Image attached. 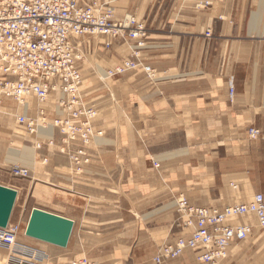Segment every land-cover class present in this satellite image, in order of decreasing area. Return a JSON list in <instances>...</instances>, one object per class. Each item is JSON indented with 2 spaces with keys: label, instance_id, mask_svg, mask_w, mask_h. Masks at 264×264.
Wrapping results in <instances>:
<instances>
[{
  "label": "crops",
  "instance_id": "1",
  "mask_svg": "<svg viewBox=\"0 0 264 264\" xmlns=\"http://www.w3.org/2000/svg\"><path fill=\"white\" fill-rule=\"evenodd\" d=\"M78 1L108 3L117 20L132 14L144 23L147 38L140 55L155 78L139 69L106 78L108 70L132 59L134 41L73 39L82 56V97L96 110L93 126L103 133L86 147L92 162L80 174L62 151L68 145L58 131L52 136L55 147L45 141L43 150L35 151L46 137L24 130L28 141L20 148L12 127H22L1 112L0 170L18 163L29 168L35 181L31 199L42 191L45 202L63 204L60 210L36 207L74 222L67 248L25 233L18 241L42 252V264L81 258L155 264L161 246L192 231L179 226L178 197L192 206L223 208L264 195V0H209L204 8L196 7L199 0ZM56 97L44 104L30 99L28 116L39 117L43 108L52 120ZM253 128L261 138H249ZM24 215L22 208L16 222ZM230 223H251L254 232L231 245L223 264H264V228L256 217ZM8 258L0 247V264ZM165 264L202 263L190 251Z\"/></svg>",
  "mask_w": 264,
  "mask_h": 264
},
{
  "label": "built area",
  "instance_id": "2",
  "mask_svg": "<svg viewBox=\"0 0 264 264\" xmlns=\"http://www.w3.org/2000/svg\"><path fill=\"white\" fill-rule=\"evenodd\" d=\"M209 5V1L201 2V6ZM96 35L112 41H134L138 47H143L147 30L133 17L116 20L115 11L98 2L80 7L77 0H0V110L13 115L28 134L46 137L36 143L38 149L43 148L45 141L48 148L55 147L56 139L52 136L58 131L62 142L68 145L62 151L79 174L92 162L86 147L103 133L93 126L96 110L82 97L83 77L78 67L82 57L72 38ZM211 35L207 32L209 38ZM110 46L111 43L106 44L107 48ZM136 69L155 78V70L136 52L132 59L110 70L108 79ZM235 93V86L231 84V101ZM52 95L60 96L52 120L47 118L43 108L38 118L28 116L30 98L43 104ZM260 137L259 130H249V138ZM78 141L82 147L74 146ZM11 173L16 178L30 175L29 169L19 164L12 167ZM176 205L183 219L179 226L192 231L161 246L154 258L155 264L176 260L190 251L202 264H223L231 245L246 241L254 232L253 224H232L231 220L254 215L257 225L264 228L263 194L255 195L249 203L223 208L192 206L185 198L177 199ZM23 232L20 222L11 221L6 228H0V247L9 254L7 264H41L42 252L19 243L18 237ZM70 264L96 263L81 258Z\"/></svg>",
  "mask_w": 264,
  "mask_h": 264
},
{
  "label": "water",
  "instance_id": "3",
  "mask_svg": "<svg viewBox=\"0 0 264 264\" xmlns=\"http://www.w3.org/2000/svg\"><path fill=\"white\" fill-rule=\"evenodd\" d=\"M18 192L0 185V228L11 222ZM74 230V222L66 217L33 208L25 227V236L40 242L67 248Z\"/></svg>",
  "mask_w": 264,
  "mask_h": 264
},
{
  "label": "rangeland",
  "instance_id": "4",
  "mask_svg": "<svg viewBox=\"0 0 264 264\" xmlns=\"http://www.w3.org/2000/svg\"><path fill=\"white\" fill-rule=\"evenodd\" d=\"M94 2H96V1H94ZM91 3H93V2H91ZM101 4H107V3L101 2ZM129 15H132V14H129ZM12 129H14L15 132L17 133V135L15 137L21 143L19 145V147L22 148L23 145L26 146L27 145L26 140H27L28 136L25 134L26 132H24V129L18 128V126H16L15 128L12 127ZM251 140H253V139H251ZM88 152L91 153L90 151H88ZM90 155L92 156V154H90ZM18 164L20 165L21 163H18ZM39 164H41V166L45 165L41 161H39ZM11 172H12V167L10 169L0 170V185L20 191V194L18 193L17 202H16L15 209L13 212L14 218H13L12 222H14V223L16 222L17 215L20 213L22 208H25L24 219L21 222L23 229H24V232H25V227H26L28 219H29V213H30L32 208H37L36 206H41V207H45V208H48L51 210H60V205L62 206L63 204L59 201V199H54V202H51L52 200L51 201L49 200V202L47 203L44 200V195L42 194V191L37 193V197H38L37 199H31V195L33 193V187L35 184V181L33 180L31 171H30L29 177H25V178L13 177ZM42 190H43V188H42ZM180 198H185V197L180 196L177 199H180ZM160 248L158 249V252H159ZM40 263L42 264V262H40Z\"/></svg>",
  "mask_w": 264,
  "mask_h": 264
},
{
  "label": "bare ground",
  "instance_id": "5",
  "mask_svg": "<svg viewBox=\"0 0 264 264\" xmlns=\"http://www.w3.org/2000/svg\"><path fill=\"white\" fill-rule=\"evenodd\" d=\"M78 1V0H77ZM205 1H209V0H199L198 2H197V4H196V7L197 8H204V7H208V6H201V2H205ZM210 2V1H209ZM78 3H79V1H78ZM99 3V2H98ZM101 4V3H100ZM86 5H88V4H80L79 3V6L80 7H85ZM107 5H109L108 3H107ZM210 5H211V2H210ZM209 5V6H210ZM110 6V5H109ZM110 8H112L114 11H115V9L113 8V7H111L110 6ZM126 16H129V17H133V18H135L136 20H137V18L134 16V15H126ZM125 17V16H124ZM123 17V18H124ZM122 18V19H123ZM116 19V18H115ZM122 19H120V20H122ZM117 20V19H116ZM139 23H142L141 21H139V20H137ZM143 25H144V23H142ZM145 26V25H144ZM146 28V27H145ZM96 36H101V35H96ZM83 37H93V36H83ZM105 37V36H104ZM75 38H79V37H75ZM108 38V37H107ZM73 39L74 38H72V42H73ZM109 39V38H108ZM112 41V40H111ZM108 43H110V42H107L106 44H108ZM74 44V43H73ZM75 45V44H74ZM76 46V45H75ZM77 47V46H76ZM142 48H144V46L143 47H138V43L136 42V44H134L133 45V47H132V50H133V54H132V58L134 57V54L136 53V52H138L139 53V55H140V50L142 49ZM77 52L80 54V52L78 51V49H77ZM81 55V54H80ZM82 57V56H81ZM140 57H141V55H140ZM126 60H129V59H125V60H123L120 64H122L124 61H126ZM119 64V65H120ZM111 70H113V69H111ZM136 70H138V69H136ZM110 70H108L106 73H105V75H106V78H108V72H109ZM83 77V76H82ZM52 96H54V95H52ZM51 96V97H52ZM50 97V98H51ZM59 95H57V97H56V100H55V102H54V107H56L57 106V104H58V101H59ZM49 98V99H50ZM30 99H32V98H30ZM29 99V100H30ZM34 99H36V98H34ZM37 100V99H36ZM38 101V100H37ZM44 104V103H43ZM29 110H30V102H29ZM6 111V110H5ZM5 111H3V110H0V114H1V112L3 113H5ZM38 118V117H37ZM43 145V144H42ZM34 150L35 151H40V150H42V149H38L37 147H36V145H35V147H34ZM48 161V159L47 158H44L43 159V162L44 163H46L47 161ZM16 165V164H15ZM14 166V165H13ZM12 166V167H13ZM29 169V168H28ZM29 172H30V169H29ZM25 233V232H24ZM25 235V234H24Z\"/></svg>",
  "mask_w": 264,
  "mask_h": 264
}]
</instances>
